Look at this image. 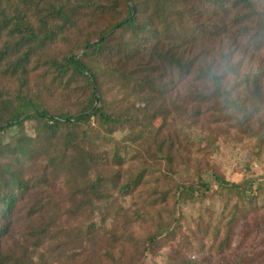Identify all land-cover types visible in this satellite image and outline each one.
Segmentation results:
<instances>
[{"label":"trees","instance_id":"1","mask_svg":"<svg viewBox=\"0 0 264 264\" xmlns=\"http://www.w3.org/2000/svg\"><path fill=\"white\" fill-rule=\"evenodd\" d=\"M229 29L246 32L247 48L260 49L264 0H0V264H58L68 254L104 249L98 228L89 235L64 224L63 207L94 215L113 194L130 196L135 187L122 183L118 169L135 145L128 135L119 139L129 132H146L156 154L164 146L167 168L178 154L184 176L170 173L179 205L203 203L212 186L217 198L252 202L248 180L210 182L197 167L190 176L189 156L175 146L178 135L192 143L190 124L216 101L232 113L221 120L240 114L241 127L264 141V64L235 62L222 44ZM137 54V66L123 62ZM150 65L161 74H150ZM190 76L204 82L185 88L187 112L175 91ZM171 123L174 131L166 130ZM112 158L120 164L107 170ZM238 211L222 210L214 226L206 223L214 241L222 235L210 248L213 262L189 256L177 264H264V209L240 219ZM19 233L21 242H13ZM167 234L135 242L134 255L119 264H150L144 254ZM115 237L113 249L127 239Z\"/></svg>","mask_w":264,"mask_h":264},{"label":"rangeland","instance_id":"2","mask_svg":"<svg viewBox=\"0 0 264 264\" xmlns=\"http://www.w3.org/2000/svg\"><path fill=\"white\" fill-rule=\"evenodd\" d=\"M229 31L227 37L223 38L222 44L226 50L232 51L235 62L242 61V68L245 69L248 68V65L251 66L252 62L264 64V45L257 51H252L246 46L248 43L246 32L236 34L231 29ZM210 45H216V42L207 41L205 43V46H209V48ZM139 55L124 57L123 62L128 67L137 66L142 57ZM138 70L142 71L143 69L139 68ZM147 70L150 71V74H161L160 69L153 65H150ZM200 82H204V80H197L190 76L187 84L176 88L175 94L181 97L178 102H184L183 106L187 108H185L187 112L192 106L189 105L190 103H186L189 98L185 97L187 92L185 88L193 84L199 86ZM224 82L228 87L235 88L232 77L228 76ZM216 102L200 107L203 114L190 124L192 143H187L182 135H178L175 146L183 155L189 156L190 176L199 169L203 175L210 176V182H213L216 176L224 178L229 183L241 185H244L242 183L244 180H248L251 183L252 202L246 201V199L241 201L236 195L232 196L227 193L223 195L222 199L217 198L213 194L216 187L212 186L203 203L179 205L175 198L178 184L170 173L175 170L178 175L184 176L185 170L183 171L182 166H178L181 162L177 157L178 154H172L174 156L173 166L167 168L164 162V146L161 148L162 153L156 154V146L146 132H143L141 137L135 133H125L120 135L119 139L128 135V138L131 137L130 139L134 140L135 145H131L129 142L133 146L129 147L130 155L126 158L123 166L118 169L122 173V183L130 180L135 187L130 191V196L121 200L117 193L113 194L111 199L97 207L100 211H96L94 215H91L88 208L77 212L74 206L68 208L65 204L63 207L64 224L67 227L82 230L89 235H93V229L98 228L100 230L98 234L104 242H107L104 249L97 255L93 254L91 250L68 254L58 264H119L121 258L124 262L134 255L135 242H143L149 237L167 231V236L162 237L156 246L151 247L148 254H144L147 255V261L149 260L150 264H164L168 259L177 264L180 259L189 256H206L213 262L214 253L209 251L211 247H216L222 239V235H218L214 241L213 227L207 230L206 223L210 222L214 226L216 221L222 217V210L226 214H232L237 209L239 210L237 218L240 219L248 217L255 208L264 209V141L258 140L253 134L250 136L245 130V125L241 127L238 123L241 118L240 114H234L239 117L235 116L231 120H221L222 114L227 113L230 117L232 113L225 111L221 102ZM179 123L181 124L182 121L178 120L176 125ZM172 125L173 123L166 130L174 131L175 127ZM249 127L252 129L253 126ZM139 131L140 129H135V132ZM63 137L64 133H60L58 140L62 141ZM124 143H128L127 140ZM154 154L157 155V158H153ZM114 158L108 161L107 170L120 164V161ZM158 176L163 178L158 180ZM155 189L160 191V194L150 197L149 193L153 194ZM235 206H237L236 209H234ZM178 225L179 227H177ZM239 229L240 226L236 230V234ZM20 230L23 231L24 227ZM114 230H117L119 234H116ZM120 233H124L127 239L122 240L119 237ZM112 236H117L119 240H122L116 249L109 247ZM20 237L19 233L14 237L13 242H21ZM106 251L107 253H105Z\"/></svg>","mask_w":264,"mask_h":264}]
</instances>
